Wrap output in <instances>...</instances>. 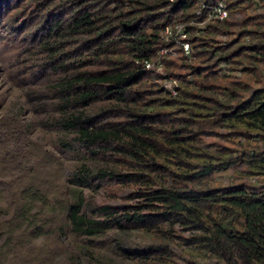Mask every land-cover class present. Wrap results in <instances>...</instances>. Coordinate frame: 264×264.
Wrapping results in <instances>:
<instances>
[{
    "label": "trees",
    "instance_id": "16d2710c",
    "mask_svg": "<svg viewBox=\"0 0 264 264\" xmlns=\"http://www.w3.org/2000/svg\"><path fill=\"white\" fill-rule=\"evenodd\" d=\"M213 1L0 0V22L8 18L43 54L38 66L58 75L51 89L84 161L68 186L65 226L89 241L113 230L165 241L122 251L130 262L170 264L165 248L174 238L184 253L207 260L231 249L225 238L264 264V14L245 0H224L240 19L219 22L205 15ZM175 23L187 37L165 41L164 26ZM145 60H159L162 73ZM224 171L231 181L216 179ZM84 188L115 197L129 190L134 202L101 204L102 220H93L81 213ZM91 246L75 244L78 252Z\"/></svg>",
    "mask_w": 264,
    "mask_h": 264
},
{
    "label": "rangeland",
    "instance_id": "374dc122",
    "mask_svg": "<svg viewBox=\"0 0 264 264\" xmlns=\"http://www.w3.org/2000/svg\"><path fill=\"white\" fill-rule=\"evenodd\" d=\"M20 34L8 18L0 22V264H71L69 256L79 264H137L124 259L122 251L161 249L165 241L137 230H113L89 241L65 226L73 203L68 186L77 181L75 170L84 161L51 89L58 75L38 66L43 54ZM216 179L231 181V172L218 173ZM129 192L115 197L101 188L97 193L84 188L81 213L102 220L99 206L131 204ZM243 209L249 218L257 214L252 207ZM220 241L231 249L217 248L207 260L184 253L176 238L165 249L172 254L170 264H252L238 246H231L235 240ZM88 243V250L75 248Z\"/></svg>",
    "mask_w": 264,
    "mask_h": 264
},
{
    "label": "built area",
    "instance_id": "2783aa9c",
    "mask_svg": "<svg viewBox=\"0 0 264 264\" xmlns=\"http://www.w3.org/2000/svg\"><path fill=\"white\" fill-rule=\"evenodd\" d=\"M246 3H249L252 7H256L262 11L264 14V6H261L259 0H245ZM205 9V15L208 18L217 20L219 22L233 19V20H239L240 15L239 14H231L226 1L224 0H215L209 5L204 6ZM197 13H200V11H197ZM188 35L187 30L184 28L182 24L175 23L164 26L162 30V37L165 41H182L185 39ZM183 50L185 54H188L189 47L187 43L182 42ZM167 53V50L165 48H162L159 50V55H164ZM144 67L147 70L154 69L157 73H162L163 71V65L162 63L157 60L156 62H151L145 60L143 62ZM221 67L223 68L224 72H227V68L225 64H221ZM237 75H239V72H236ZM163 87L170 92L172 95L175 94V90L173 88V80L171 78H166L163 82ZM261 87L264 88V81L261 83Z\"/></svg>",
    "mask_w": 264,
    "mask_h": 264
}]
</instances>
